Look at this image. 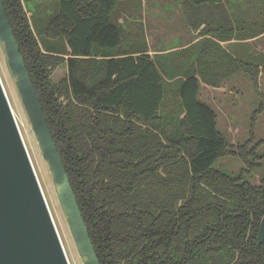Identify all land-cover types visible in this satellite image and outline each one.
<instances>
[{"label":"trees","instance_id":"1","mask_svg":"<svg viewBox=\"0 0 264 264\" xmlns=\"http://www.w3.org/2000/svg\"><path fill=\"white\" fill-rule=\"evenodd\" d=\"M37 1L3 0L101 264H264V140L232 144L200 98L232 73L257 85L263 65L220 43L248 38L224 0H181L204 41L154 55L123 46L121 0H51L38 35ZM227 156L241 172L217 166Z\"/></svg>","mask_w":264,"mask_h":264},{"label":"water","instance_id":"2","mask_svg":"<svg viewBox=\"0 0 264 264\" xmlns=\"http://www.w3.org/2000/svg\"><path fill=\"white\" fill-rule=\"evenodd\" d=\"M0 39L85 264H101L20 45L0 0ZM258 240L264 241V217ZM0 264H71L0 76Z\"/></svg>","mask_w":264,"mask_h":264},{"label":"rangeland","instance_id":"3","mask_svg":"<svg viewBox=\"0 0 264 264\" xmlns=\"http://www.w3.org/2000/svg\"><path fill=\"white\" fill-rule=\"evenodd\" d=\"M183 3L181 0H121L115 11L114 20L122 27L125 40L123 46H138L148 51L159 48V45L161 46L159 51L174 47L177 43L170 41V35L175 34V31L184 30L185 25L191 28ZM31 4L33 10L31 5H28V16L38 35V29L44 33L49 19L57 14L59 5L51 0H41ZM203 10L207 11L206 8L201 9L200 17L205 14ZM200 21L201 19L197 20L196 31L201 28ZM244 32L250 36L249 31ZM39 37L42 43L46 42L43 36L39 35ZM249 45L255 52L263 53L264 36L249 42ZM257 58L263 63L257 85L249 74L237 72L230 74L218 88L208 85L201 90V100L209 103L216 110L219 130L232 144L245 143L250 137H255L257 141L264 140V55ZM64 71V67L59 68L55 78L61 77ZM0 72L69 260L71 264H85L86 256L79 252L68 222V215L60 201L58 183L54 180L50 164L44 157L20 95L16 76L10 68L5 44L1 39ZM173 99L176 102V98ZM259 152L264 153V143L259 147ZM217 166L231 174H237L242 171L245 164L238 157L227 156L222 158ZM262 172L263 169L256 168L252 175L249 174L247 177L258 184Z\"/></svg>","mask_w":264,"mask_h":264},{"label":"crops","instance_id":"4","mask_svg":"<svg viewBox=\"0 0 264 264\" xmlns=\"http://www.w3.org/2000/svg\"><path fill=\"white\" fill-rule=\"evenodd\" d=\"M224 2L230 8L233 14L232 15L233 21L234 23L239 25L241 32L249 31V33H251L253 31H260V34L253 37L245 36L248 38H243V39L230 38L226 41H220L222 46L226 48L229 53H231L233 56L237 58L240 56H244L246 58L249 57L257 58L259 56H263L264 52L263 53L255 52L254 50H252V47L251 45H249V42H254L264 36V0H224ZM207 12L208 11H206L205 14ZM200 23H201V28L200 30L197 31L195 29L196 27H194L190 23L189 25L191 26V28H188L185 25L184 30L177 32L175 31L174 33L176 35L175 34L170 35V41L175 42L177 44L174 45V47H168V49H166L165 51L182 50V49H187L196 44H201V42L204 41L203 38L204 36H202L203 33L202 31L207 25L202 21H200ZM160 48L161 46L159 45V48L153 49L152 51L149 50L148 52L154 55L155 53L160 52L159 51L161 50ZM208 85L209 84L203 82L202 88L204 86L207 87ZM212 87L218 88V86L217 87L212 86Z\"/></svg>","mask_w":264,"mask_h":264},{"label":"bare ground","instance_id":"5","mask_svg":"<svg viewBox=\"0 0 264 264\" xmlns=\"http://www.w3.org/2000/svg\"><path fill=\"white\" fill-rule=\"evenodd\" d=\"M0 76H1V79H2V81H3V85H4V87H5V90H6V86H5V83H4V80H3V78H2V75H1V72H0ZM6 92H7V90H6ZM8 95V94H7ZM9 97V96H8ZM10 100V99H9ZM11 102V101H10ZM12 105V104H11ZM13 107V106H12ZM13 111H14V113H15V110H14V108H13ZM15 117H16V119H17V116H16V113H15ZM17 122H18V119H17ZM19 124V123H18ZM19 128H20V131H21V127H20V125H19ZM21 134H22V131H21ZM22 136H23V134H22ZM23 139H24V136H23ZM24 141H25V139H24ZM25 144H26V141H25ZM26 146H27V144H26ZM27 149H28V147H27ZM29 151V150H28ZM30 154V153H29ZM31 156V155H30ZM32 159V158H31ZM33 162V161H32ZM36 170V169H35ZM37 172V171H36ZM38 175V174H37ZM44 191V190H43ZM45 194V193H44ZM49 204V203H48ZM50 207V206H49ZM51 209V208H50ZM51 213H52V215H53V212L51 211ZM53 218H54V216H53ZM55 220V219H54ZM55 223H56V221H55ZM56 226H57V224H56ZM58 227V226H57ZM58 229V228H57ZM59 231V230H58ZM60 234V233H59ZM60 237H61V235H60ZM61 240H62V238H61ZM62 242H63V240H62ZM63 245H64V242H63ZM64 248H65V246H64ZM65 251H66V248H65ZM66 253H67V251H66ZM67 256H68V254H67ZM69 258V257H68ZM70 261V260H69ZM71 263V262H70Z\"/></svg>","mask_w":264,"mask_h":264}]
</instances>
